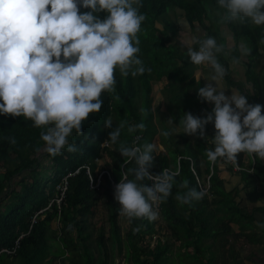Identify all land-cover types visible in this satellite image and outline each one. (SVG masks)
Segmentation results:
<instances>
[{"label":"trees","instance_id":"1","mask_svg":"<svg viewBox=\"0 0 264 264\" xmlns=\"http://www.w3.org/2000/svg\"><path fill=\"white\" fill-rule=\"evenodd\" d=\"M211 4H216L215 0H143L140 11L147 18L138 33L137 55L151 70L135 76L116 70L114 89L102 93L101 110L82 122L81 132L74 129L69 135V143L77 146L75 151L66 145L53 156L45 150L41 138L46 126H36L23 115L0 114V250L12 248L18 240L14 254L0 252V264H61L60 258L64 264H117V258L123 261L121 264H242L237 245H259L264 253V232L250 230V213L241 212L238 203L224 191L223 181L214 175L215 162L208 160L205 151L214 148L209 123L208 137L183 133L178 124L186 111L206 116L208 101L198 95L204 80L196 81L194 71H187V58L172 42L173 36L184 27L180 21H185L190 29L198 27L216 35L225 45L217 33L219 25L217 29L209 26V14L214 12ZM169 10L170 20L163 16ZM212 16L220 19L218 14ZM222 23H226L235 42L243 41L249 49L245 83H236L229 68L231 57L238 53L218 54L228 67L224 79L241 86L250 103L264 104V70L259 66L264 53V25L247 20ZM253 56L256 66L251 63ZM158 82L162 84L159 95L167 103L166 113H160V105H154L153 85ZM109 117L113 126L121 120L143 122L145 126L134 132L126 126L120 139L129 144L155 145L151 173L179 169L172 195L156 206L158 219L126 217L123 228L125 216L119 213L115 187L125 172L133 178L135 162L125 163L118 142L104 143L111 130L104 124ZM168 117H174L177 124L168 123ZM175 127L178 131L171 136L163 135L164 129ZM244 153L237 154V163H242ZM99 160H103L100 174ZM202 162L206 173L212 168L209 189L200 200L181 203L176 193L186 190L182 186L185 180L188 187L202 190ZM65 182L64 196L58 203ZM100 204L104 217L97 222ZM54 220L56 227H52ZM242 260L251 261V257L242 256Z\"/></svg>","mask_w":264,"mask_h":264},{"label":"clouds","instance_id":"2","mask_svg":"<svg viewBox=\"0 0 264 264\" xmlns=\"http://www.w3.org/2000/svg\"><path fill=\"white\" fill-rule=\"evenodd\" d=\"M215 3L218 10H223L222 22L247 20L264 25V0ZM142 4L143 0H0V114L23 115L36 126H46L41 138L45 150L53 156L66 145L75 151L77 146L69 143V135L74 129L81 132L82 122L101 110L102 93L114 89L116 70L133 76L151 70L137 55L138 33L147 18L140 11ZM180 23L189 33L184 44L192 63L213 69L211 78L206 79L208 83L199 87L198 95L214 102L206 116L183 112L178 123L183 133L208 137L206 125L214 122V148L205 149L209 161H235L241 152L264 158V104L250 103L249 96L236 87L227 95L223 81L228 67L218 55L230 54L225 52V45L216 35L193 32L187 22ZM240 50L241 56L231 57L233 68L249 52L243 45ZM193 75L196 81L201 80L199 68ZM174 120L168 119L177 124ZM104 124L111 129L104 143L118 142L125 163L135 162L131 169L133 178L125 172L115 187L119 213L129 220H155L159 215L155 205L172 195L179 169L163 168L151 173L155 145L129 144L120 139L126 126L134 132L145 126L143 122L129 124L121 120L113 126L109 117ZM174 131L164 129L163 135L171 136ZM10 139L15 143L14 137ZM182 186L186 190L176 193L181 203L191 204L205 195L204 190L188 187L187 180ZM257 203L264 205V199Z\"/></svg>","mask_w":264,"mask_h":264},{"label":"crops","instance_id":"3","mask_svg":"<svg viewBox=\"0 0 264 264\" xmlns=\"http://www.w3.org/2000/svg\"><path fill=\"white\" fill-rule=\"evenodd\" d=\"M183 28L181 29V31L184 30L186 32V27L185 29ZM191 30L193 31V29ZM217 31L218 35L224 38L225 48H229V53L236 52L238 53V56H241L242 54L240 46H247L243 41L235 42L233 34L229 30L226 23L221 22ZM193 32L202 33L205 32V30H201L200 28H198ZM234 48L236 50H233ZM247 63V54L242 56L240 63L235 68H233L230 61L229 68L236 83L246 82ZM260 65L261 63H259V66ZM260 67L262 68V66ZM198 68L201 70V79L204 80V84L208 83L206 79L211 78L213 69L206 65H200ZM212 83L217 84L218 82L213 81ZM223 86L225 88H228L223 90L229 96L232 94L233 87L241 89V86H239L238 84L231 85L227 83L225 79L223 81ZM248 87L246 86V88ZM242 90L243 89H241V91ZM213 107L214 102L208 101V108L207 110H205V114L207 115L210 111H212ZM209 128L210 135L214 136L216 132L214 122H209ZM210 140V144L214 145L212 142V137H210ZM210 169V172L212 173V168ZM202 171V178L205 180L203 184L206 185L209 182L208 176L211 173H206V171H204V168H202ZM213 172L217 179L223 181L222 187L224 191L230 195V198H233L234 201L238 203L241 212L250 213V218L248 219L250 223V230L258 233L264 232V226H262V224H264V205L257 203L258 200L264 199V158H260L259 156H254L245 152L242 158V163L240 164V169H236L231 162L228 163L224 159L218 158L217 161H215V169ZM258 246L259 245H252V247H254V250H258Z\"/></svg>","mask_w":264,"mask_h":264},{"label":"rangeland","instance_id":"4","mask_svg":"<svg viewBox=\"0 0 264 264\" xmlns=\"http://www.w3.org/2000/svg\"><path fill=\"white\" fill-rule=\"evenodd\" d=\"M210 9H212L214 12H212L213 14H209V19L211 20V23L209 24L210 27L212 28H215L217 29V25H219L221 23V16H222V12L223 10H218V5L216 4H211L210 5ZM210 11V10H209ZM217 12V13H216ZM215 14H218L219 18L220 19H215V17H213L212 15H215ZM164 17H167L168 20H170L169 18H172V10H169L168 11V14H164L163 15ZM196 29H198V27L194 28L193 31H195ZM212 31H215V30H212ZM188 35L189 33H186L184 30L183 31H179L173 36V43L174 44H178L180 46V49L179 51H181L185 56H186V62H187V71L190 72V71H196V68L197 66L194 65L193 66V63L190 59V56L187 54V45L184 44V41L187 40L188 38ZM218 38V37H217ZM227 48V47H226ZM263 49V48H262ZM233 50H236L235 48ZM225 52H229V48H227L225 50ZM263 52V51H262ZM233 54V53H231ZM251 63L253 64V66L255 65L256 66V63L257 61L255 60L256 57H251ZM261 65L262 66V69L264 70V53L262 54V58H261ZM161 82H158L156 84L153 85V95H154V105H160V113H163L165 112L166 113V101L163 99L162 96L159 95V88L161 87ZM165 102V103H164ZM169 116V115H167ZM170 117L167 118V122L169 123L168 119ZM171 124V123H170ZM175 131H178V128L175 127ZM159 149H162V145H159L158 146ZM98 168H97V171L99 172V174L101 173L102 171V168L101 166L103 165V160H99L98 161ZM205 164L204 162H202V167L204 168ZM98 216L95 218V220L97 222H100L102 220V218L104 217L103 213H104V206L103 204H100L99 205V209H98ZM126 216L123 218L122 220V225H123V228L127 225V222H126ZM158 219V217L156 218ZM56 220L53 221V224H52V227H56ZM162 224L164 225V221L162 220ZM233 227L236 229V225L233 224ZM178 242H176V244L173 245V248L174 250H176V245H177ZM181 251H183V249H180ZM235 250L237 251V253L239 254V259H241V263L242 264H263L264 263V254L262 253L263 251L261 250V246H258V251H254V247L252 246H248V245H244L243 248H240L238 245L235 247ZM255 252H258V253H255ZM242 256H249L251 257V261L249 260H242ZM3 258V257H2ZM60 263L61 264H64L65 261L63 260V258H60L59 259ZM64 261V262H63ZM123 263L122 260H119V264ZM189 264V263H187Z\"/></svg>","mask_w":264,"mask_h":264},{"label":"built area","instance_id":"5","mask_svg":"<svg viewBox=\"0 0 264 264\" xmlns=\"http://www.w3.org/2000/svg\"><path fill=\"white\" fill-rule=\"evenodd\" d=\"M229 162H231L232 164H233V166L236 168V169H240V164L239 163H237V161L235 160V161H231V160H229ZM193 171L195 172V170L193 169ZM196 173V172H195ZM209 177H210V174H209V176H208V179H209ZM99 182V180H97V183ZM66 183L67 182H65L64 183V185L62 186V188H61V192H60V196L56 199L57 200V202L59 203L60 202V200L62 199V197L64 196V192H65V189H66ZM93 183V179H92V177H91V184ZM209 189V182L205 185V184H203V187H202V190H204V191H207ZM158 205V204H157ZM157 205H155V206H157ZM17 246H18V240H16V243H15V246H13L12 248H2L1 250H0V252H5V253H8V254H14L15 253V251H16V248H17Z\"/></svg>","mask_w":264,"mask_h":264}]
</instances>
